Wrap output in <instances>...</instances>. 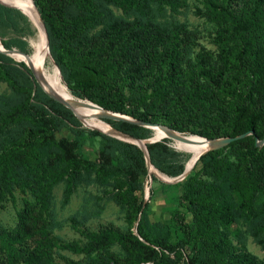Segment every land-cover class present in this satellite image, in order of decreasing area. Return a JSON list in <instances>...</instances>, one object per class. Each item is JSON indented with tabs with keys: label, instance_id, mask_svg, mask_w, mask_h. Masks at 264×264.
<instances>
[{
	"label": "rangeland",
	"instance_id": "obj_1",
	"mask_svg": "<svg viewBox=\"0 0 264 264\" xmlns=\"http://www.w3.org/2000/svg\"><path fill=\"white\" fill-rule=\"evenodd\" d=\"M253 7L254 0H137L133 7L97 0L94 9L72 6L50 32L63 70L71 56L97 69L117 58L124 76L139 84L125 92L138 102L141 118L211 140L227 137L245 96L257 95L254 53L264 45V10ZM36 39L19 10L12 23L0 21V45L17 44L0 52V121L32 102L35 91L46 94L16 59L19 52L30 55ZM72 113L80 126L67 122L55 137L78 144L76 170L43 136L27 132L34 129L28 120L0 127V264H264V146L253 153L246 141L213 158L204 154L177 183L145 163L134 183L126 159L141 172L137 153L121 148L105 166L100 152L113 143L89 132L128 142L84 126ZM145 129L140 140L149 141L154 131ZM257 134L264 139V114ZM158 142L151 164L179 177L189 154L169 138ZM129 234L138 240L132 250L117 240Z\"/></svg>",
	"mask_w": 264,
	"mask_h": 264
},
{
	"label": "trees",
	"instance_id": "obj_2",
	"mask_svg": "<svg viewBox=\"0 0 264 264\" xmlns=\"http://www.w3.org/2000/svg\"><path fill=\"white\" fill-rule=\"evenodd\" d=\"M33 1L41 15L45 27L49 32L50 54L61 68L65 83L68 85L69 89L76 97L80 99H87L92 102L99 101L101 107L106 110L119 112L124 115H130L138 121L157 124V122L147 121L146 119L141 118L136 113V110H138L139 107L138 102L130 99V97L125 92V87H135L139 84L136 82V80H134L133 77L124 76L122 72L123 62L121 60L114 58L111 62L106 64L104 68L97 69L95 65L85 63L82 56H71V58L69 59V66L65 70H63L62 64L58 60L57 54L53 49L54 42L51 36L50 28L55 23H61L67 10L72 6L82 4L87 9H94L95 1L97 0ZM120 1H122L127 7H133L137 2V0ZM227 1L232 2L235 0ZM207 5L209 8V12L213 16V18L218 19L217 6L211 1H208ZM253 10L256 12L263 11L264 0H254ZM17 11V9L5 6L0 3V21L12 23L14 21V15ZM3 45L7 50H11L12 47L17 44L16 42H9L6 44L3 43ZM23 45L24 44L22 43L21 47H23ZM65 46L66 42L63 39L62 47ZM254 67L256 73L260 78V81L255 88L257 91V95H254V92H249L245 96L244 100L237 110L236 116L232 121L230 131L227 132L225 136L236 137L238 135L254 131V140H252L251 136H249L242 140L236 141L231 145L251 141L252 146L254 147L253 153H258L259 150L255 145V137L258 138L257 131L259 129V125L263 120L264 114V45L260 46L254 53ZM139 83L141 84L143 82ZM144 83H146V81ZM22 119L28 120L34 126V129H30L27 131L28 133H30V135L43 136L45 143L48 142L55 146L61 153L62 158L71 165V169L76 170L77 166L74 164L72 159L74 157L75 148L78 146V144L76 142H71L66 138L57 140L55 137V132L60 130L67 122L73 125L80 126V123L75 119L71 110L52 100L47 94L41 96L38 92L35 91L33 101L31 102L30 99H28V101L21 106L20 111L9 114L5 118H2V120L0 121V127L6 126L9 123H18ZM109 123L113 128L119 130L120 132L138 139L144 138V133L147 132V130L142 126L126 121H111ZM89 133L90 135L100 136L104 140H108L113 143V145L107 144L106 146H104L100 152V159L105 166H110L113 164L116 153L120 151L121 148L122 151H126V154H131L134 152L137 153L141 163V172H139L135 168L134 159L129 158L126 159V176H129V178L132 179L134 183H138V180L142 173L146 172V159L144 157L143 151L136 145L116 141L102 135L97 131H90ZM78 139L79 138L77 137V142ZM163 141L166 140L164 139ZM159 146H161L160 142L147 144L150 161L155 166L156 148ZM225 149L226 148L208 151L203 156V158H213L214 155L223 152ZM242 170H245V168H243ZM144 218L147 219V216L145 215ZM22 221L24 222V220ZM138 230L139 234L142 235L140 225ZM117 240L126 250H132L135 244L138 243L137 238L133 237L131 234L119 235L117 236ZM207 264L216 263L207 262Z\"/></svg>",
	"mask_w": 264,
	"mask_h": 264
},
{
	"label": "bare ground",
	"instance_id": "obj_3",
	"mask_svg": "<svg viewBox=\"0 0 264 264\" xmlns=\"http://www.w3.org/2000/svg\"><path fill=\"white\" fill-rule=\"evenodd\" d=\"M0 3L18 7L19 11L30 19L37 30V39L30 41V46L32 48L30 55L26 56L19 52L16 53V59L19 62H23L29 68L36 83L45 93L59 95L66 100L72 107L76 116L83 122L84 126L115 138L130 141L141 149H145L146 144L152 139L168 138L160 128L153 129L154 137L149 141L132 138L116 130L103 120L102 116L104 114H112L111 111L99 107H92L91 105H81V102L84 101L76 98V96L70 92L48 52L44 27L34 2L32 0H0ZM0 48L4 50L3 47L0 46ZM85 103L88 104L89 101H85ZM186 138L187 142H176L180 149L189 154V160L185 171L190 174L200 157L210 149V143L207 139L199 136H188ZM150 170L164 181L168 182L170 180L169 177L160 174L154 168H150ZM187 176L185 178H187Z\"/></svg>",
	"mask_w": 264,
	"mask_h": 264
},
{
	"label": "water",
	"instance_id": "obj_4",
	"mask_svg": "<svg viewBox=\"0 0 264 264\" xmlns=\"http://www.w3.org/2000/svg\"><path fill=\"white\" fill-rule=\"evenodd\" d=\"M33 1V0H32ZM34 2V1H33ZM5 6H8V7H11V8H14V9H17L19 10L18 7L16 6H11V5H7V4H4V3H1ZM40 15V13H39ZM40 19L42 21V24H43V27H44V31H45V36H46V40H47V46H48V52L50 54V48H49V41H48V36H47V32H46V28H45V25H44V22L41 18V15H40ZM1 47H3L2 45H0ZM5 50V49H4ZM2 50L0 48V52L4 53V54H9L10 51H7V50ZM51 55V54H50ZM58 68V67H57ZM59 70V68H58ZM59 73L61 74L60 70H59ZM52 100L56 101L57 103L63 105L64 107H66L67 109L71 110L73 112V109L72 107L70 106V104L64 100L61 96L59 95H54V94H51V93H46ZM83 101V100H82ZM88 102V101H87ZM81 105H91L92 107H99L101 109H103L102 107L98 106V105H95L91 102H89L88 104L84 102H81ZM105 110V109H104ZM103 120H113V121H126V122H130V123H134V124H138L142 127H145V128H148V129H155V128H160L164 133L165 135L173 140V141H181V142H187V138L184 137V136H181L179 133L167 128V127H164V126H160L158 124H152V123H148V122H143V121H135L134 119L130 118V117H127L125 115H122V114H118V113H113L112 114H104L102 116ZM124 134V133H123ZM126 135V134H125ZM110 136V135H109ZM129 136V135H128ZM249 136H254V131H250L248 133H245V134H241V135H238L236 137H223V138H217V139H211V140H208L207 141L210 143V149L208 151H211V150H220V149H223V148H227L228 146H230L232 143L236 142V141H239V140H242L246 137H249ZM132 137V136H130ZM134 138V137H132ZM119 139V138H118ZM161 139L163 138H159V139H152L149 141V143H155V142H158L160 141ZM128 143H131V144H134L130 141H127ZM135 145V144H134ZM255 145L256 147H263L264 146V139L262 140H259V138L255 137ZM141 149V148H140ZM144 153V157L146 159V163L149 167V171L152 172L150 170V168H154L155 167L151 164V161H150V158H149V153H148V150H147V147L145 146V149H141ZM207 151V152H208ZM206 152V153H207ZM205 153V154H206ZM156 170V169H155ZM157 171V170H156ZM158 172V171H157ZM186 171L183 172L182 175H180L179 177H176V178H170V180L168 182H171V183H177L181 180H183L189 173H186ZM157 177H159L157 174H155Z\"/></svg>",
	"mask_w": 264,
	"mask_h": 264
}]
</instances>
